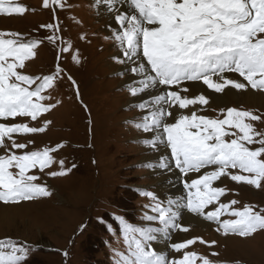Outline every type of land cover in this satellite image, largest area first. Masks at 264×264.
Returning <instances> with one entry per match:
<instances>
[{
  "label": "snow or ice",
  "instance_id": "1",
  "mask_svg": "<svg viewBox=\"0 0 264 264\" xmlns=\"http://www.w3.org/2000/svg\"><path fill=\"white\" fill-rule=\"evenodd\" d=\"M95 3L105 6L118 26L111 37L105 38L115 41L122 56L115 59L128 65L135 78L128 89L130 95L147 97L136 105L142 114L134 125L144 133H152L144 143L153 150H159L161 145L170 150V158H159L160 168H168L171 159L184 177L199 174L184 180L187 196L181 200L165 201L152 191H140L151 201L145 207L152 214L145 212L141 218L148 223L136 225L124 217H115L125 250L113 249V264H228L213 259L219 256L215 251L209 255L188 251L197 242L209 248L217 244L200 236L171 243L169 247L181 253L178 258L169 259L153 244L160 234L170 239V230L189 232L188 226L178 223L181 209L214 223L215 231L225 236L250 238L264 231V207L248 203L236 207L240 203L236 199L223 202L221 198L229 189L216 184L228 177L237 184L264 188V129L256 127L257 122L264 123V113L227 107L220 108L216 117L199 114L205 111L204 106H209V97L203 90L190 96V88L185 86L202 82L215 93L226 94V89L247 91L249 86L264 92V0ZM50 4L55 15L56 6L63 9L66 0H43L44 8ZM27 11L28 7L17 0H0V15L10 17ZM40 27L52 31L46 37L49 43L61 39L57 35L61 30L59 22ZM42 43V39L17 31L0 30V203L4 205H19L52 195L46 183H38L40 176L35 170L44 173L58 163L59 169L50 170L47 175L62 177L76 167H65V161H57L53 155L64 147L63 143L27 150L34 141L17 142L18 136L44 133L52 123L44 120L42 126H30L14 122L18 117L38 121L62 103L59 99L52 102V92L63 72L58 63L49 75L34 76L23 71ZM70 48L68 44L60 51ZM73 59L79 62L77 57ZM230 73L238 74L247 83L227 75ZM67 79L76 88L79 99L76 81L71 75ZM197 105L200 107L196 108ZM186 109L190 112L181 111ZM100 222L105 223L103 218ZM109 230L113 231L111 226ZM38 248L10 237L0 239V264H24ZM62 254L68 257L67 251Z\"/></svg>",
  "mask_w": 264,
  "mask_h": 264
},
{
  "label": "rangeland",
  "instance_id": "2",
  "mask_svg": "<svg viewBox=\"0 0 264 264\" xmlns=\"http://www.w3.org/2000/svg\"><path fill=\"white\" fill-rule=\"evenodd\" d=\"M17 2L27 6L29 11L10 17L0 15V30L17 31L43 40L36 57L26 62L23 71L34 76L49 75L55 71L57 63L63 69L62 78L58 79V86L52 92V102L59 99L62 103L50 113L43 114L38 121L22 117L14 121L30 123V126H42L44 120L52 123L44 133L18 136L17 142L34 141L27 150L63 143L64 147L53 155L57 161L63 159L65 167L71 168L73 164L76 167L62 177L47 175L48 171L59 169L58 163L44 173L35 170L40 176L38 183H46L52 191L50 197L15 206L0 203V206L17 208L10 211L12 218L9 222L0 224V239L10 237L39 246L24 264H113V249L125 250L115 217H124L136 225L146 224L148 222L141 218L145 212L152 214L145 207L151 201L140 195V191H152L165 201L171 199L172 194L161 184L164 174L158 171L154 150L144 143L150 134L140 132L134 126L136 118L142 114L136 105L146 96L130 95L128 89L135 79L128 71V65L115 59L122 58L115 41L105 38L111 37L116 27L110 24L108 15L98 11L95 0H66L63 9L56 6L55 15L51 4L49 8L43 7V0ZM57 22L61 29L57 35L61 39L55 44L49 43L46 37L52 31L40 25ZM68 44H71L69 51L61 52L60 49ZM111 65L121 66L113 71ZM68 75L76 81L79 99ZM237 92L239 95L229 101L219 104L211 101L199 114L216 117L220 108L227 107L264 113V92L252 90L254 95L249 97L246 91ZM256 127L264 129V123L257 122ZM182 180L180 182L184 184ZM216 184L229 189L221 198L223 202L236 199L240 201L236 207L245 203L264 207V188L237 184L228 177H222ZM181 211L185 213L181 214L178 223L188 226L189 232L170 230V239L163 237L161 240L159 237L153 244L169 259L181 255L169 247L171 243L200 236L206 241L215 240L217 244L209 248L197 242L188 251L203 255L215 251L219 256L213 259L228 264L236 261L264 264V231L250 238L225 236L215 231L214 223L197 225L185 209ZM100 218L105 223H101ZM64 251L68 252L67 258L62 254Z\"/></svg>",
  "mask_w": 264,
  "mask_h": 264
},
{
  "label": "bare ground",
  "instance_id": "3",
  "mask_svg": "<svg viewBox=\"0 0 264 264\" xmlns=\"http://www.w3.org/2000/svg\"><path fill=\"white\" fill-rule=\"evenodd\" d=\"M96 8L98 9L99 12H101V14H105V15H108L109 16V21H110V24L112 26H115L116 28L118 27L115 23H114V16L112 13H110L105 6H97L96 5ZM100 20H102V18H100ZM105 21V20H104ZM112 28V27H111ZM110 28V29H111ZM108 34V33H107ZM116 44V43H115ZM114 52H112L111 54H113ZM119 54V53H117ZM121 54V53H120ZM119 54V55H120ZM120 57V56H119ZM115 63V62H113ZM112 63V64H113ZM121 66V65H119ZM119 66H112L111 65V69L114 71V70H118V67ZM123 72V71H122ZM128 72V71H127ZM126 72V73H127ZM126 75V74H125ZM128 75V74H127ZM132 75V74H131ZM229 75L230 77L232 78H236V79H239L241 80L242 82H245L247 83L246 81H243V79L241 77L238 76V74H227ZM131 77V76H130ZM122 79V78H121ZM135 79V78H134ZM132 83V82H131ZM117 84V83H115ZM126 85V84H124ZM185 86L189 87L190 88V92L188 93V95H194V94H199V92L197 90H203L206 92V94L208 95L209 97V100L210 102H214V103H222V102H226V101H229L232 97H236L239 95L240 92H237L235 89H226V94L224 93H215L213 90L211 89H207V86L206 85H203L202 82H197L195 84H186ZM156 91H159V89H157ZM256 93V92H255ZM246 94L247 96L249 97L250 95H254L252 94V89L251 87L249 86L248 87V90L246 91ZM258 97V96H256ZM147 98V97H146ZM134 99V98H133ZM245 99V98H244ZM139 100V99H137ZM142 101V99H141ZM140 101V102H141ZM249 101V100H248ZM126 103V101H125ZM246 103V102H245ZM262 103V102H261ZM263 104V103H262ZM198 106H196L197 108ZM173 111H176L175 109ZM181 111H184V112H190V110H181ZM122 117V115H121ZM141 132V131H140ZM139 133V132H138ZM118 134V133H117ZM150 136L152 135V133H149ZM142 136V135H141ZM153 153V152H152ZM151 154V153H150ZM152 155V154H151ZM154 155L159 163V158L161 156H166V157H169L170 158V150H168L167 148H165L163 145H161L159 147V150H154ZM153 155V156H154ZM154 159V158H153ZM168 163H169V167L166 168V169H163V168H160L158 169V171H160L162 174H164L162 177H161V181L165 187H168V190H170V192L172 193L171 194V199L173 200H181L182 198H185V195H187V191L186 189L184 188V184L180 182L181 179L185 180V179H192V178H195L197 175L199 174H196V173H192V174H189L188 177H184L178 169L175 168L174 166V161H171V159L168 160ZM161 176V175H160ZM182 180V181H183ZM164 182V183H163ZM163 188V187H162ZM169 193V192H168ZM167 193V194H168ZM166 198V197H165ZM15 206V205H14ZM24 206V205H23ZM17 209V208H16ZM16 209H11L9 208V206H0V224L1 223H7L11 220L12 218V214L10 213V211H14ZM185 213V211H181V214ZM187 214V213H186ZM193 219L197 222V225H202V224H205L207 221H204L202 220L201 218H198V217H194L191 213H189ZM184 215V214H183ZM161 238V240L163 239V235L161 234L159 236ZM164 241V240H163ZM162 241V243H163ZM160 242V241H159Z\"/></svg>",
  "mask_w": 264,
  "mask_h": 264
}]
</instances>
